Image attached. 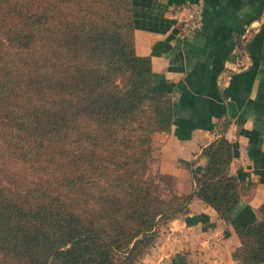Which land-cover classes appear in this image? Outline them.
<instances>
[{"label": "trees", "instance_id": "1", "mask_svg": "<svg viewBox=\"0 0 264 264\" xmlns=\"http://www.w3.org/2000/svg\"><path fill=\"white\" fill-rule=\"evenodd\" d=\"M134 30L132 0H0V264H138L193 198L233 223L225 137L191 195L143 178L174 114ZM237 235L234 259L264 264V204Z\"/></svg>", "mask_w": 264, "mask_h": 264}, {"label": "crops", "instance_id": "2", "mask_svg": "<svg viewBox=\"0 0 264 264\" xmlns=\"http://www.w3.org/2000/svg\"><path fill=\"white\" fill-rule=\"evenodd\" d=\"M132 1L135 52L150 59L156 90L173 102V124L153 134L148 167L174 194L191 195L206 165L202 150L225 137L242 187L233 223L193 198L161 228L145 262L239 264L237 229L258 219L264 204V0ZM197 9L200 28L181 37L182 21Z\"/></svg>", "mask_w": 264, "mask_h": 264}, {"label": "rangeland", "instance_id": "3", "mask_svg": "<svg viewBox=\"0 0 264 264\" xmlns=\"http://www.w3.org/2000/svg\"><path fill=\"white\" fill-rule=\"evenodd\" d=\"M152 147V146H151ZM153 150V148H152ZM153 152H155L153 150ZM153 152H152V158H153ZM151 157L149 159H151ZM149 159L147 160V163L149 161ZM149 164V163H148ZM148 164L145 168V172H144V175H143V178L146 180V181H151L153 183H155L158 187V194L163 197V198H169L173 193V189H171V186L169 184V181H167L166 179H164V181L162 182H159V180H157V178H155V172L153 170V168H151L150 166L148 167ZM159 182V183H158ZM0 184H1V181H0ZM155 245V244H154ZM152 255V252H151V249L145 254V256L142 258V260L138 263V264H146V260L149 259V256ZM3 255L0 253V261L2 259Z\"/></svg>", "mask_w": 264, "mask_h": 264}, {"label": "built area", "instance_id": "4", "mask_svg": "<svg viewBox=\"0 0 264 264\" xmlns=\"http://www.w3.org/2000/svg\"><path fill=\"white\" fill-rule=\"evenodd\" d=\"M202 23L201 11L194 10L185 20L182 21L179 34L183 38L191 37L200 28Z\"/></svg>", "mask_w": 264, "mask_h": 264}]
</instances>
